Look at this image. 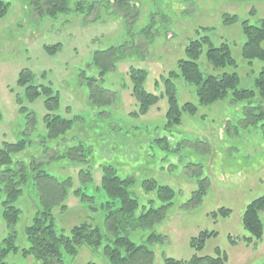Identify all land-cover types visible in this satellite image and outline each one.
<instances>
[{
  "label": "rangeland",
  "instance_id": "rangeland-1",
  "mask_svg": "<svg viewBox=\"0 0 264 264\" xmlns=\"http://www.w3.org/2000/svg\"><path fill=\"white\" fill-rule=\"evenodd\" d=\"M1 1L7 11L0 18V149L3 143L30 142L18 159L47 160L43 167L49 175L71 179L69 208L53 211L55 230L68 234L74 226L87 223L103 233V244L109 243L112 237L105 231L101 194L95 187L100 185L101 167L111 166L120 178L133 179L129 193L138 203L135 218L150 207L165 205L157 189H145V182L154 181L174 192L162 222L120 233L152 251V264H164L165 258H213L218 252L226 256L225 264H264V233L257 244L248 242L250 235L241 224L246 206L264 194V119L250 123L264 110V100L254 85L264 71V62L248 63L241 56L245 43L242 23L257 26L264 20V0H125L122 6L115 0H67L68 12L55 17L47 14L45 0ZM77 3L85 7L93 3V9L77 12ZM228 15L237 21L225 24ZM203 38L215 48L228 45L235 66L213 68L205 58L204 45L197 60L200 72L204 77L236 73L238 89L255 92L250 104L255 109L248 113L250 105L234 103L230 95L200 105L194 86L177 78L179 106L190 103L197 112L183 114L180 125L168 127L162 78L177 71L189 42ZM109 47H122V59L100 78L91 58L94 52ZM130 66L146 72L142 88L159 98L145 115L134 116L138 105L131 95ZM22 72L31 76L25 86L19 84ZM91 80L114 93L112 102L90 100ZM29 85L50 88L52 97L58 96L57 104L51 100L46 105L43 94L31 101L26 94ZM259 105L262 110L256 109ZM46 115L73 121L71 131L62 139L48 140ZM80 145L83 152L78 155L85 160L74 163L67 153ZM81 170L91 174L86 187L80 182ZM79 187L95 196V204L90 205L95 210L71 194ZM201 188L204 194L196 203L193 198ZM17 206L20 216L14 232L17 246L23 247V230L36 207L30 184ZM221 210H228V215ZM202 232L214 234L197 250L190 243ZM6 234L0 221V243ZM154 235L158 238H150ZM102 247L81 246L73 259L63 262L110 264ZM5 261L38 264L33 257L13 254Z\"/></svg>",
  "mask_w": 264,
  "mask_h": 264
},
{
  "label": "trees",
  "instance_id": "trees-1",
  "mask_svg": "<svg viewBox=\"0 0 264 264\" xmlns=\"http://www.w3.org/2000/svg\"><path fill=\"white\" fill-rule=\"evenodd\" d=\"M45 2L48 5L47 14L51 17L69 10L67 0H45ZM115 3L122 6L125 4V0H115ZM6 8L0 0V18L5 16ZM92 9L93 3L86 7L83 3H77L75 7V10L80 13L84 10L90 13ZM236 21L237 17L228 15L225 17L224 23L233 24ZM242 31L245 37L241 53L243 60L248 63L254 60L264 62V49L262 47L264 42V20H261L257 26H251L247 22H243ZM204 45H207L205 58L213 68L224 69L227 66H235L228 45L222 44L220 47L215 48L210 45L207 38H203L201 41L189 42L184 51L185 59L177 62V71L169 72L166 77L162 78L164 97L167 102L165 120L168 127L180 125L183 114L193 116L197 112V107L193 104L185 103L179 106L174 85V80L177 78H181L187 84L194 86L200 105L223 101L229 95L234 103L246 102L250 105L254 102V91L238 89L239 77L236 73H222L219 77L203 76L197 65V60ZM121 48L109 47L93 53L91 65L98 69L100 78H104L107 73L113 71L117 62L122 59L120 56ZM127 73L133 84L131 95L138 105V110L134 113V116L145 115L151 107L156 105L159 98L143 90L142 85L146 78V72L143 69L130 66ZM30 77L29 73L22 72L19 84L25 86ZM95 83V80L88 83L90 100L95 104H109L112 102L114 93L98 88ZM254 85L260 99L264 100V71L258 74ZM52 93V90L48 87L31 85L26 87V94L31 101L41 94L47 96L46 105L51 100L54 104H57L58 96L52 97ZM257 108L262 110L261 105ZM253 109L255 107L252 105L246 107L248 113ZM262 111L256 116L257 119L250 123L264 119V110ZM72 124L73 121L71 120L46 115L44 125L47 130V139H62L71 131ZM28 145H30V142L21 139L13 144L3 143L0 149V195H2L0 221L3 222L7 231L0 243V264H8L5 260L12 254L21 255L25 258L33 257L38 264H64V258L73 259L81 246L93 249L103 246V254L110 264L153 263L152 251L145 246L136 245L127 236H121L120 233L121 230L126 231V228H147L162 222L165 218L166 209L171 205L174 197V192L170 188L157 186L154 181L145 182V189L148 191L157 189L158 198L165 205L156 209L150 207L135 218L134 214L138 208V203L129 193V187L134 183L133 179L120 178L113 167L102 166L100 185L95 188L101 194L99 208L104 212L105 231L112 239L108 244H103L105 241L103 233L87 223L74 226L68 234L57 232L54 225L53 211L62 212L69 208L66 201L69 191L72 189V181L69 177L58 180L56 177L49 175L43 167L47 160L31 157L27 162H24L18 159L16 156L24 152ZM78 152H83L81 145L67 153L71 159L76 160L74 163L85 160L81 155H78ZM58 158L57 156L55 159ZM79 178L83 186L92 181L90 172L86 170L79 171ZM29 184L32 186L36 197V207L30 223L23 230L25 245L19 247L16 243L17 234L14 232V227L20 216L17 203ZM85 187H79L71 194L78 197L81 204H87L88 209L91 210L90 208H93L91 206L93 203L95 204V196L85 193ZM202 194H204L203 188L193 198L196 203L201 202ZM220 212L222 215H228L229 213L228 210H221ZM241 224L250 235V238L247 239L248 242L254 241L257 244L261 241L264 233V194L246 206L241 217ZM213 234L200 233L191 240V247L200 250L206 238ZM150 238L157 239L158 236L154 235ZM225 263L226 256L221 255L219 252L213 258L193 256L188 261L164 259V264Z\"/></svg>",
  "mask_w": 264,
  "mask_h": 264
}]
</instances>
